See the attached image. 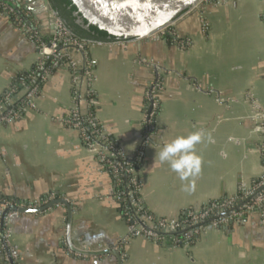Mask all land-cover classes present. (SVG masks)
Segmentation results:
<instances>
[{
  "label": "crops",
  "instance_id": "crops-1",
  "mask_svg": "<svg viewBox=\"0 0 264 264\" xmlns=\"http://www.w3.org/2000/svg\"><path fill=\"white\" fill-rule=\"evenodd\" d=\"M19 9L48 32L51 14L43 0H19ZM263 12L264 0H212L177 18L168 29L174 35L87 44L95 103L82 100L79 108L92 112L127 155L140 143L143 91L153 77L141 60L170 71L163 79L157 128L139 164L140 195L151 213L177 217L188 207L235 194L261 174ZM175 37L189 44L181 48ZM35 59L33 41L0 11V95ZM71 89L69 71L57 69L42 85L35 110L0 126V196L35 206L52 200L48 196L54 193L71 206L73 246L119 249L128 225L111 193L110 175L97 151L85 147L61 121L73 107ZM197 131L205 133L196 145L202 170L195 190L184 191L187 182L161 164L157 154L174 138ZM66 226L62 204L17 213L8 219L9 244L21 264H118L111 253L70 250ZM119 250L121 264H264V227L255 211L225 231L205 230L186 247L134 237Z\"/></svg>",
  "mask_w": 264,
  "mask_h": 264
},
{
  "label": "built area",
  "instance_id": "built-area-1",
  "mask_svg": "<svg viewBox=\"0 0 264 264\" xmlns=\"http://www.w3.org/2000/svg\"><path fill=\"white\" fill-rule=\"evenodd\" d=\"M210 1L212 0H200L191 10L198 9ZM8 2L0 1V11L33 41L36 59L23 79L1 93L0 126L16 120L27 111L35 110L36 99L42 85L57 69L65 67L69 71L73 107L61 121L79 134L85 147L97 151L100 161L110 175L111 193L114 199L120 202L121 216L128 225V233L120 240L119 249L134 237L153 240L163 245L186 247L205 230L225 231L230 224L241 223L248 214L255 211L259 213L264 227V116L260 124L262 172L259 177L250 185L239 188L231 196L219 197L198 206L188 207L177 217L157 216L145 207L140 195L139 164L144 146L151 142V136L156 131L155 118L160 107V94L164 88L163 79L170 71L157 64L141 60L152 68L153 77L143 91L140 143L131 154H124L98 123L93 113H83L79 108L82 100L90 106L95 103L93 64L87 50L88 43L73 36L63 21L53 13L49 30L43 33L37 22L29 23L17 12L19 0H8ZM262 21L264 24V12ZM170 26L146 38L174 35V32L168 30ZM129 40L134 39L113 42L125 43ZM174 41L181 48L189 44L188 39L175 37ZM254 106L257 107L256 104ZM54 198V193H50L48 199ZM127 204H130V207H125ZM19 206L33 205L0 196V252L3 255V264H21L16 249L9 244L8 227L9 217L18 213Z\"/></svg>",
  "mask_w": 264,
  "mask_h": 264
},
{
  "label": "water",
  "instance_id": "water-1",
  "mask_svg": "<svg viewBox=\"0 0 264 264\" xmlns=\"http://www.w3.org/2000/svg\"><path fill=\"white\" fill-rule=\"evenodd\" d=\"M9 3L7 0H0ZM200 0H72L77 13L89 24L107 31L109 34L123 39L141 40L172 25L186 11L191 10ZM46 10L52 11L48 0H43ZM17 12L21 11L16 7ZM23 16V15H22ZM24 19L30 23L29 17ZM81 21V19H78ZM57 204L67 209L66 241L68 248L76 253L97 256L113 254L121 264L119 249L85 250L72 245L70 240L71 206L63 198H54L42 205L19 206L18 213H39Z\"/></svg>",
  "mask_w": 264,
  "mask_h": 264
},
{
  "label": "clouds",
  "instance_id": "clouds-1",
  "mask_svg": "<svg viewBox=\"0 0 264 264\" xmlns=\"http://www.w3.org/2000/svg\"><path fill=\"white\" fill-rule=\"evenodd\" d=\"M204 138L203 131L178 136L166 143L157 154L161 164L166 163L180 181L187 182L182 185L184 191L195 190V178L200 175L203 164L202 156L196 152V145L200 144ZM207 139L211 142V133H207Z\"/></svg>",
  "mask_w": 264,
  "mask_h": 264
},
{
  "label": "trees",
  "instance_id": "trees-1",
  "mask_svg": "<svg viewBox=\"0 0 264 264\" xmlns=\"http://www.w3.org/2000/svg\"><path fill=\"white\" fill-rule=\"evenodd\" d=\"M48 1L49 4L51 5L52 11L59 19L63 21L65 27L71 32V34L85 41V43L115 41V40L123 39V38H117L109 34L107 31L100 29L93 24H89L88 27H85V25L87 24V20L83 18L80 15V13H77V7L72 2V0H48ZM79 18L81 19V21L78 20ZM25 74L26 72L21 76H19L15 81L16 83L13 85H16L21 79H23L25 77ZM116 201L118 203V208L121 213L122 207L119 204L120 202L118 200ZM125 207H130V204H127Z\"/></svg>",
  "mask_w": 264,
  "mask_h": 264
}]
</instances>
